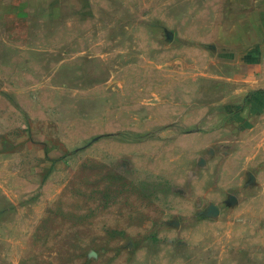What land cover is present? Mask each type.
Returning a JSON list of instances; mask_svg holds the SVG:
<instances>
[{
    "label": "rangeland",
    "instance_id": "374dc122",
    "mask_svg": "<svg viewBox=\"0 0 264 264\" xmlns=\"http://www.w3.org/2000/svg\"><path fill=\"white\" fill-rule=\"evenodd\" d=\"M249 1L0 0L9 260L264 264Z\"/></svg>",
    "mask_w": 264,
    "mask_h": 264
},
{
    "label": "crops",
    "instance_id": "0c3cea01",
    "mask_svg": "<svg viewBox=\"0 0 264 264\" xmlns=\"http://www.w3.org/2000/svg\"><path fill=\"white\" fill-rule=\"evenodd\" d=\"M246 10L248 12L246 17H248L251 24H253L251 15L255 13L254 10H257L258 18L255 21L259 25L257 37H249L242 53L235 56L234 61L240 63L241 68H243V75L247 74L250 84L254 85L256 83L257 88H264V0H250ZM252 30L253 27L251 26L250 31L252 32ZM253 33L256 34V32ZM9 259V254L5 250L0 251V264H15L14 261L12 262Z\"/></svg>",
    "mask_w": 264,
    "mask_h": 264
}]
</instances>
